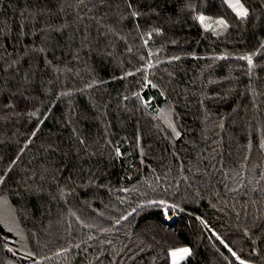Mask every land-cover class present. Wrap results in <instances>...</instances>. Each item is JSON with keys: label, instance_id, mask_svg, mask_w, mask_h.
<instances>
[{"label": "trees", "instance_id": "obj_1", "mask_svg": "<svg viewBox=\"0 0 264 264\" xmlns=\"http://www.w3.org/2000/svg\"><path fill=\"white\" fill-rule=\"evenodd\" d=\"M241 2L246 18L225 0H0V197L30 249L0 221V264L181 247V264H264V0Z\"/></svg>", "mask_w": 264, "mask_h": 264}, {"label": "rangeland", "instance_id": "obj_2", "mask_svg": "<svg viewBox=\"0 0 264 264\" xmlns=\"http://www.w3.org/2000/svg\"><path fill=\"white\" fill-rule=\"evenodd\" d=\"M159 118L162 122L170 128L174 134H176V128L173 122L172 112L167 107H161L159 109ZM164 220L168 223H172L174 220L173 216L165 215ZM0 221L2 225L15 236L16 248L27 255H30V249L27 246V240L24 236L23 231L20 229L14 211L11 209L9 202L3 197H0ZM154 226H147L145 231L146 234L151 233ZM170 241V240H169ZM176 249V248H175ZM173 250V249H172ZM171 261V257H170ZM182 262V261H181Z\"/></svg>", "mask_w": 264, "mask_h": 264}, {"label": "snow or ice", "instance_id": "obj_3", "mask_svg": "<svg viewBox=\"0 0 264 264\" xmlns=\"http://www.w3.org/2000/svg\"><path fill=\"white\" fill-rule=\"evenodd\" d=\"M225 3L228 4V6L233 10V12L237 15L239 18H246L248 16V10L245 8L244 4L241 2V0H225ZM198 21L204 25V27L211 28L212 24L209 23L211 20V17L205 16V15H199L197 17ZM216 25L222 26L224 28H227V22L224 19H218L215 21ZM249 64L252 63L251 58L248 57ZM160 203H163L161 201ZM165 215L167 216V207L165 208ZM219 239V237H217ZM223 243V241H221ZM227 247V245H225ZM231 251V249H229ZM192 252L191 249L188 247H181L176 248L173 250H170L169 256L171 257V264H181V261H184L187 257L191 256ZM235 256V253H232ZM241 264H243V261H241Z\"/></svg>", "mask_w": 264, "mask_h": 264}]
</instances>
